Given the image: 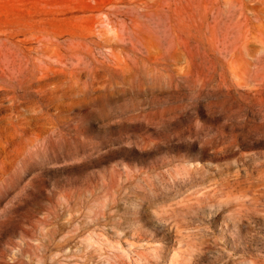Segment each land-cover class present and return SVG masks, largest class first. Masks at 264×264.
Listing matches in <instances>:
<instances>
[{
	"label": "rangeland",
	"instance_id": "obj_1",
	"mask_svg": "<svg viewBox=\"0 0 264 264\" xmlns=\"http://www.w3.org/2000/svg\"><path fill=\"white\" fill-rule=\"evenodd\" d=\"M8 40L0 264H264V0H0Z\"/></svg>",
	"mask_w": 264,
	"mask_h": 264
},
{
	"label": "bare ground",
	"instance_id": "obj_2",
	"mask_svg": "<svg viewBox=\"0 0 264 264\" xmlns=\"http://www.w3.org/2000/svg\"><path fill=\"white\" fill-rule=\"evenodd\" d=\"M32 37L36 38L37 36L33 35ZM36 39H38V38H36ZM54 39L56 40V38H54ZM50 42H51V40L50 41H44V43L41 42V43H43V46H44L42 53L46 54L49 58L58 57L59 54L55 52V49L57 47L55 46V48H54V46H50ZM8 44H10L11 48H13V51H4V52L0 51V94L3 93L5 95H8L9 99L11 100V105L14 106L15 112L17 113L20 111V106L18 104H16L20 100L18 92L23 91L24 88L27 87L25 85L28 83H31V79H28V76L30 75V71L36 69L35 68L36 63L33 62L31 60V58L29 57L30 56L28 54L29 51L26 49L23 50V47L21 45L15 43V42L13 43L10 40L5 41L3 45H8ZM52 47L54 50L52 49ZM68 49H70V48H68ZM75 55H77V54H75ZM44 68H47V67H44ZM55 69H56V67H55ZM53 72H54V70L52 68H50V69L46 70L44 74L46 77H48ZM24 95H26V94H24ZM20 101H22V100H20ZM23 116L24 115L21 114V117H23ZM19 120L21 121V118H20V116H17V118L11 122V128H12V130H14L16 132L14 134H19L20 131H23L21 129H26V127H23L21 125V123H20V125H18L20 122Z\"/></svg>",
	"mask_w": 264,
	"mask_h": 264
}]
</instances>
